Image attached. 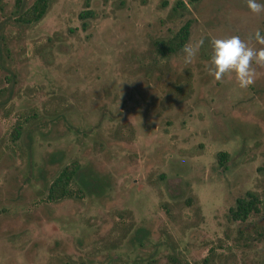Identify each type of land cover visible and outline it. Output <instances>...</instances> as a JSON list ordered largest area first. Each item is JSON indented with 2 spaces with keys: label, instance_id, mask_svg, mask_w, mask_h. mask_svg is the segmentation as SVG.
I'll use <instances>...</instances> for the list:
<instances>
[{
  "label": "rangeland",
  "instance_id": "obj_1",
  "mask_svg": "<svg viewBox=\"0 0 264 264\" xmlns=\"http://www.w3.org/2000/svg\"><path fill=\"white\" fill-rule=\"evenodd\" d=\"M174 1L48 0L23 23L0 0V264H264V67L247 89L208 73L211 40L264 34V13ZM185 19L183 45L158 55ZM72 160L98 191L48 200ZM245 190L259 210L230 221Z\"/></svg>",
  "mask_w": 264,
  "mask_h": 264
},
{
  "label": "trees",
  "instance_id": "obj_2",
  "mask_svg": "<svg viewBox=\"0 0 264 264\" xmlns=\"http://www.w3.org/2000/svg\"><path fill=\"white\" fill-rule=\"evenodd\" d=\"M194 0H188L193 2ZM48 0H32L28 5H22V0H14V8L16 9L15 19L23 23H32L37 21L45 12ZM184 8L181 0H175L171 6L172 10ZM87 13V11H82ZM190 20L185 19L181 25L166 37L155 39L154 48L158 55L165 56L168 53L177 51L184 43L188 35V27ZM20 125L17 124L13 128V137H17ZM226 152L217 151L216 160L222 164L226 158ZM79 174V164L72 160L62 165L57 173L52 177L47 185L46 198L48 200H56L65 196H80L82 191L97 192L99 189V181L94 178H83ZM78 180V181H77ZM80 183V186L76 185ZM73 185V186H72ZM260 200L253 190H245L242 194L236 196L233 203L227 207V218L230 221L245 222L251 214L259 210Z\"/></svg>",
  "mask_w": 264,
  "mask_h": 264
},
{
  "label": "clouds",
  "instance_id": "obj_3",
  "mask_svg": "<svg viewBox=\"0 0 264 264\" xmlns=\"http://www.w3.org/2000/svg\"><path fill=\"white\" fill-rule=\"evenodd\" d=\"M247 7L251 13L259 16L264 13V3L258 0H247ZM261 45L259 48L250 46L251 41ZM204 46V40H199L195 46L185 45L182 51L185 54V64H190L200 48ZM212 56L208 69L210 76L217 82H223L228 74H235V79L241 89H247L255 82L256 67H264V34L259 28L249 36V40L241 39L239 35L228 38H216L211 40Z\"/></svg>",
  "mask_w": 264,
  "mask_h": 264
}]
</instances>
